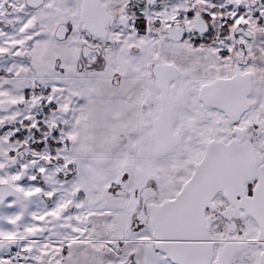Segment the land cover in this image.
Instances as JSON below:
<instances>
[{"label": "snow or ice", "instance_id": "1", "mask_svg": "<svg viewBox=\"0 0 264 264\" xmlns=\"http://www.w3.org/2000/svg\"><path fill=\"white\" fill-rule=\"evenodd\" d=\"M0 264H264V0H0Z\"/></svg>", "mask_w": 264, "mask_h": 264}]
</instances>
